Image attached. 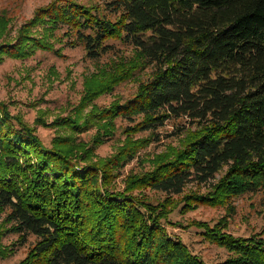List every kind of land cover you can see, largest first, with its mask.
Wrapping results in <instances>:
<instances>
[{"label": "trees", "instance_id": "16d2710c", "mask_svg": "<svg viewBox=\"0 0 264 264\" xmlns=\"http://www.w3.org/2000/svg\"><path fill=\"white\" fill-rule=\"evenodd\" d=\"M9 23L0 16V64L38 49L60 53L61 35L96 60L114 51L111 39L134 53L100 67L80 106L49 124L63 133L51 145L0 103V241L7 232L19 235L12 246L0 243V258L35 235L13 264H209L166 223L180 204L184 211L220 206L264 191V0H54L16 37ZM139 66L152 69L131 97L85 111ZM118 117L157 140L169 121L190 126L177 123V134L186 132L178 145L123 176L151 138L129 134L114 154L99 157ZM91 127L92 139L84 140ZM191 183L208 190L187 191ZM195 224L228 251L220 264H264L262 232L235 235L228 216Z\"/></svg>", "mask_w": 264, "mask_h": 264}, {"label": "rangeland", "instance_id": "374dc122", "mask_svg": "<svg viewBox=\"0 0 264 264\" xmlns=\"http://www.w3.org/2000/svg\"><path fill=\"white\" fill-rule=\"evenodd\" d=\"M52 1L54 0H0V16L4 14L8 17L11 35L16 37L21 26L34 16L36 10ZM80 1L89 5H97L102 4L104 0ZM61 38V41H56V47L62 48L60 53L38 49L27 58L8 57L0 64V103L6 105L14 116L20 117L27 125L35 128L41 139L48 145L52 144L58 134L63 135V133H58L56 127L49 124L80 106L88 86L87 83L95 73L101 70L100 67L106 66V62L119 60L121 57L129 58L134 53L132 46H126L119 40L111 39L109 42L115 44L114 51L103 54L96 60L87 55L83 45L72 46L69 45L66 37L61 35ZM142 67L139 66L134 77L97 96L90 106L84 108L85 111L94 108V105L107 107L116 100L125 101L131 97L152 69ZM177 123L179 127L190 126L189 123L187 126L184 125V118L169 121L156 131L161 135V138L157 140L156 133L139 130L138 126L131 128L129 125L133 126L136 123L118 117L116 135L100 144L96 152L99 157L106 158L114 154L125 143L130 137L129 134H132L135 139L150 136L151 140L148 145L138 152L137 157L141 154L140 159L136 157L125 167L123 176L127 175L132 168L138 170L144 166L148 167V159L166 151L168 145L179 144L186 132L177 134ZM95 131L96 127L89 128V131L82 133V138L87 141L92 139L91 136ZM222 175L223 173H220L216 181ZM123 176L119 178L122 185ZM198 186L191 183L187 191L208 190V185ZM149 193L156 200L166 197L164 192L150 190ZM230 203L220 206L201 204L187 211H184L180 204L169 215V222L166 223L167 229L172 235L183 240L207 263L220 264L227 258L228 251L217 243L204 239V229L195 224L196 222L207 221L213 226L222 218L227 219L228 216V229L235 235L249 236L258 232L264 234V191L244 193L233 197ZM18 237V234L7 232L0 243L12 246ZM36 241L35 235L29 236L25 245H17L14 253L1 257L0 264L20 262Z\"/></svg>", "mask_w": 264, "mask_h": 264}]
</instances>
